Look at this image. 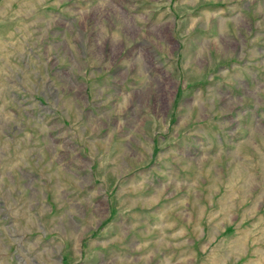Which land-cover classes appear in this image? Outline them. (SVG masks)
Instances as JSON below:
<instances>
[{
  "label": "rangeland",
  "instance_id": "374dc122",
  "mask_svg": "<svg viewBox=\"0 0 264 264\" xmlns=\"http://www.w3.org/2000/svg\"><path fill=\"white\" fill-rule=\"evenodd\" d=\"M0 264H264V0H0Z\"/></svg>",
  "mask_w": 264,
  "mask_h": 264
}]
</instances>
